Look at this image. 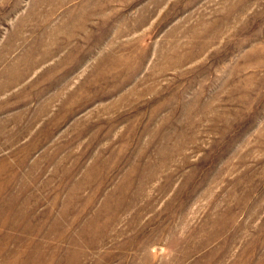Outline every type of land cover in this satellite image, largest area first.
<instances>
[{
    "label": "rangeland",
    "instance_id": "obj_1",
    "mask_svg": "<svg viewBox=\"0 0 264 264\" xmlns=\"http://www.w3.org/2000/svg\"><path fill=\"white\" fill-rule=\"evenodd\" d=\"M0 264H264V0H0Z\"/></svg>",
    "mask_w": 264,
    "mask_h": 264
}]
</instances>
